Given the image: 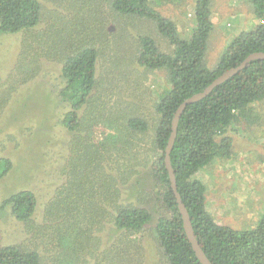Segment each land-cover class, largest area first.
<instances>
[{
    "label": "trees",
    "instance_id": "obj_1",
    "mask_svg": "<svg viewBox=\"0 0 264 264\" xmlns=\"http://www.w3.org/2000/svg\"><path fill=\"white\" fill-rule=\"evenodd\" d=\"M51 1L53 6L49 12L53 18L48 19L53 24L48 28L50 39L44 42L42 49L45 57L53 56L57 64L58 94L64 104L63 113L55 108V101L51 111L57 118V125L59 123L67 132L76 134L66 181L46 205L55 219L58 237L54 245L63 249L62 263L79 264L82 252L89 249L87 241L94 237L92 227L95 222L99 223L103 214L112 212L113 223L124 232L143 230L151 219L143 203L154 200L162 204L164 213L156 220L153 236L167 264H201L184 230L165 164L171 121L184 100L202 91L218 75L237 66L249 54L264 51V0H242L250 13L263 22L233 36L212 66H208L205 59L214 26L212 0L194 1L193 26L188 36H182L176 23L161 14L157 9L159 0ZM43 9L40 0H0V33L32 32L46 19ZM113 18L123 22L113 31L115 34L108 31L109 22H106ZM142 18L154 23L158 34L168 43L167 50L160 48L150 34H131L127 24L142 22ZM54 20L60 21L59 29ZM62 34L87 38L64 44ZM99 41H111L110 55L128 60H119L126 65L134 63L145 71H166L167 86L158 92L153 103L157 115L150 148L153 155H148L141 143L150 131L149 121L144 116L118 113L116 117L102 119L101 124L108 133L104 134L103 130L101 138L95 136L99 123L91 117L98 114L88 108L91 106L88 97L98 83L96 44ZM58 44L64 45L58 47ZM29 49L18 57L23 68L19 72L22 84L36 76L34 64L39 66L38 58L30 56ZM37 50L35 55H38ZM23 98L21 109L32 102L26 94ZM257 101H264L263 59L249 61L204 97L187 104L178 120L169 154L170 164L194 235L212 264H264V209L257 224L243 230L218 224L206 207V186L196 178V174L214 160L232 156L233 141L227 134L231 126L242 121L247 125L261 121V115L253 105ZM34 123L33 128L27 127L30 135L33 131L45 130L39 128L37 120ZM240 125L242 129L244 125ZM15 142L17 146L23 143L17 139ZM113 158L120 161L115 178L106 175L105 168ZM11 166L9 158L0 156V178ZM149 181L152 186L146 189ZM36 204L34 192L21 189L8 196L1 206H8L16 219L26 223L33 217ZM111 253L108 251V256L113 257L118 251ZM0 263L43 264L36 250L14 245L0 246ZM56 264H60V260Z\"/></svg>",
    "mask_w": 264,
    "mask_h": 264
},
{
    "label": "rangeland",
    "instance_id": "obj_2",
    "mask_svg": "<svg viewBox=\"0 0 264 264\" xmlns=\"http://www.w3.org/2000/svg\"><path fill=\"white\" fill-rule=\"evenodd\" d=\"M40 1L43 3L46 19L32 32L0 33V156H6L13 164L7 174L0 178V246L14 245L21 249L36 250L43 264H56L59 260L63 264V249L54 245L58 237L55 219L49 214L46 205L66 181V171L71 167L74 154L73 137L76 134L67 132L59 123L57 125V118L52 116L53 102L55 101V108H59L60 113H63L61 109L64 104L58 94L60 82L57 64L53 56L45 57V50L42 49L44 42L47 43L50 39L48 28H51L53 21L48 18H53L49 12L53 2ZM193 2L194 0H159L157 9L176 23L182 36H188L193 26ZM234 6L236 7L233 8ZM211 8L214 26L205 58L208 66L214 65L233 36L255 23L263 22L250 13L242 0H212ZM142 19V22L127 24L131 34H150L160 48L167 50L168 43L158 34L154 23ZM55 22L57 25L60 23ZM106 22H109L108 31L112 34L123 23L114 18ZM85 37L87 38H82ZM82 38L78 37L80 40ZM61 39L65 41L64 44H72L78 40L72 34H62ZM64 44H58V47ZM96 47L99 51L96 69L98 83L88 97L91 105L88 108L94 109L98 114L91 117L99 123L95 136L101 138L103 130L104 134L108 133L107 128L104 129L101 124L102 119L116 117L118 113L144 116L149 121L150 131L142 138L141 143L143 150L148 155H153L150 148L157 118L153 103L158 92L167 86L166 71H145L133 62L126 65L124 62L128 60L120 56L115 59L110 55L113 49L111 41H99ZM26 49H29L30 56L38 58L39 66L34 64L36 76L22 84L19 72L23 68L18 57ZM36 50L38 55L34 54ZM122 59L124 62L119 61ZM25 94L32 102L21 109ZM2 101L4 102L1 103ZM253 105L259 111L261 121L254 125H247L242 121L231 126L227 134L233 141L232 156L214 160L196 174V178L206 186V207L216 222L240 230L255 226L264 209V101H257ZM26 110L28 111L23 114ZM26 114L28 117L25 119ZM81 114L84 115L83 111ZM92 115L91 112L90 116ZM34 120H37L39 128L44 127L45 130H31L34 134L30 135L27 127L33 128ZM240 124L244 125L242 129ZM16 139L23 143L17 146ZM74 156L78 157L76 153ZM105 168L106 175L110 174L115 178L120 161L113 158ZM151 182L146 184V189L151 188ZM21 189L32 190L37 200L35 213L26 223L16 219L8 206H1L8 196ZM143 206L150 212L151 219L143 230L136 233L118 229L112 221V212L101 215L99 223L95 222L92 227L94 237L87 241L89 249L82 252L78 263L167 264L161 247L153 236L156 220L164 213L163 206L154 200L146 201ZM122 246L125 249H121ZM108 251L111 254L116 251L118 253L112 257L108 256ZM103 252L107 254L103 255Z\"/></svg>",
    "mask_w": 264,
    "mask_h": 264
},
{
    "label": "water",
    "instance_id": "obj_3",
    "mask_svg": "<svg viewBox=\"0 0 264 264\" xmlns=\"http://www.w3.org/2000/svg\"><path fill=\"white\" fill-rule=\"evenodd\" d=\"M254 59H263L264 60V51H258V52H253L251 54H249L243 61H241L237 66L232 67L224 72H222L220 75H218L207 87H205L202 91L190 96L189 98H187L186 100H184L179 107L176 109V112L172 118L171 121V132L167 141V145L165 147V164H166V168L168 171V178L170 180V184H171V188L172 191L174 193V197L179 209V212L181 214V218L183 221V227L184 230L186 232V235L192 245V248L195 252L196 257L199 259L201 264H212V262L208 259V257L206 256L205 252L202 250V248L199 245L198 240L196 239L192 226H191V222H190V217L188 214V211L184 205V203L181 200L180 194L177 191V187H176V181H175V176H174V171L172 169V166L170 164V151L172 148V145L174 143L175 140V136H176V128H177V124H178V120L180 118V115L184 109V107L189 104L192 103L194 101H197L199 99H201L202 97H204L206 94H208L212 88L222 82H224L225 80H227L229 77L233 76L234 74H236L238 71H240L245 65H247V63L251 60ZM2 264V263H0Z\"/></svg>",
    "mask_w": 264,
    "mask_h": 264
},
{
    "label": "crops",
    "instance_id": "obj_4",
    "mask_svg": "<svg viewBox=\"0 0 264 264\" xmlns=\"http://www.w3.org/2000/svg\"><path fill=\"white\" fill-rule=\"evenodd\" d=\"M231 4V3H230ZM236 6H234L233 8H235ZM235 13V12H234ZM239 14H241V12H239ZM240 16V15H239Z\"/></svg>",
    "mask_w": 264,
    "mask_h": 264
},
{
    "label": "clouds",
    "instance_id": "obj_5",
    "mask_svg": "<svg viewBox=\"0 0 264 264\" xmlns=\"http://www.w3.org/2000/svg\"><path fill=\"white\" fill-rule=\"evenodd\" d=\"M195 1V0H194ZM193 5H194V2H193Z\"/></svg>",
    "mask_w": 264,
    "mask_h": 264
}]
</instances>
